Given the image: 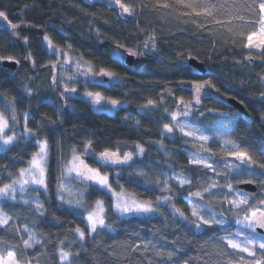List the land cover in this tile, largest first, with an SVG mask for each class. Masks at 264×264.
<instances>
[{
  "label": "trees",
  "instance_id": "trees-1",
  "mask_svg": "<svg viewBox=\"0 0 264 264\" xmlns=\"http://www.w3.org/2000/svg\"><path fill=\"white\" fill-rule=\"evenodd\" d=\"M196 2L121 0L137 13L135 16L123 14L124 18H121L123 9L115 0H91L90 3L88 0H0V11L6 16V19L0 18V63L3 60L17 62L14 71L0 65V111L8 121L14 111L17 128H21L18 123L22 116L23 123L24 116L30 113L26 119L27 128L37 133V139H47L49 145L47 191H33L36 187L27 189L40 201V211L37 212L30 203L19 201H10L2 210L10 221L7 226L9 235H0V241L19 252L24 249V240L30 236L35 238L33 247L26 249L32 254L22 257L24 264H61L60 251L68 252L73 264H105L106 259L114 260L115 264H140L142 256L145 257L144 264H154V259L150 258L159 259L157 252L167 255L160 245L170 248L176 240L191 249L185 257L191 260V264H204L208 256L216 257L212 264L217 260L220 264H229L228 257L220 253L209 235L192 236L180 224H173L171 207L158 209L157 214L149 218L117 220L114 219L111 196L105 198L94 188L86 187L81 211L87 213L96 201L102 200L107 213L106 224L115 229L97 228V233L101 234L93 240V234L86 230L82 212L69 209L57 198L59 185L65 179V165L73 155H81L90 167H98L93 157L105 149L121 154L132 152L135 164L142 163V168L124 166L122 175L118 176L121 166H112L113 170L107 171L111 185L155 204L158 197L166 194L162 191L164 180L179 173L192 180V184L181 190L179 184L169 179V189L175 206L185 211L191 220L184 198L195 197L190 196L188 189L203 192L212 183L213 174H195L207 170L196 169L187 161L193 157L222 162L231 159L230 151H222L215 138L208 141L213 147L204 151L199 143L185 144L186 139L179 135L168 139L161 133L163 125L171 120L178 101L194 97V91L181 89H194L196 83L204 81L210 82L211 87L207 89L210 98L204 99L197 107L204 109V115L209 119L194 112L193 116L201 120L195 126L209 133L221 130L232 142L231 149L235 144L240 151L259 154L264 146V105L259 102L263 92L260 84L264 80V55L244 47L248 33L257 31L259 16L250 7H245L251 5L252 0H216L225 7L217 10L215 17L182 15L185 11H192L183 8V4ZM163 3L169 7L158 6ZM217 20L223 22L217 23ZM45 35L55 48L70 55L75 62L96 70L111 71L115 80L88 86L65 81L68 70L53 68L58 57L49 55ZM145 41L149 42L147 50ZM153 42L155 52L151 47ZM130 51L137 52V55L128 66L119 54L126 55ZM144 51L151 54L142 55ZM29 53L32 54L31 60L27 58ZM190 58L202 63L205 72L191 67L188 64ZM54 78L58 86L53 84ZM64 85L78 90H97L123 104L109 113L95 110L93 104L77 96L62 98L67 95L62 90ZM28 91L32 93L31 98ZM230 98L240 102L246 113L241 114L228 104ZM149 99L154 105L141 111ZM224 113L228 115H222ZM207 125L213 127H205ZM88 141L93 145L91 157L84 155V145ZM161 141L165 143L164 151L158 147ZM138 145L145 150L142 157L136 154ZM36 149L35 141H20L6 153L0 149V187L12 181ZM13 160L15 163H8ZM117 181L121 187L117 186ZM244 182L254 183L256 191L239 189V184ZM227 183L252 196L255 204H259V198L264 196V180L247 175L228 179L225 185L214 191H227ZM200 202L220 211L219 200L215 197ZM77 228L85 233L83 241L76 233ZM149 241L157 248L153 249L149 244L145 249L144 245ZM137 245L140 250L133 252ZM257 258H261L259 251Z\"/></svg>",
  "mask_w": 264,
  "mask_h": 264
},
{
  "label": "snow or ice",
  "instance_id": "snow-or-ice-1",
  "mask_svg": "<svg viewBox=\"0 0 264 264\" xmlns=\"http://www.w3.org/2000/svg\"><path fill=\"white\" fill-rule=\"evenodd\" d=\"M90 3L91 0H88ZM116 4L123 9L121 18L123 14H128L130 16H135L137 13L133 11L129 6L121 3V0H115ZM159 7L168 8L169 4L163 3L159 4ZM183 8H191L192 11H185L182 15L188 16H201L206 17H215L217 15V10L223 9L225 5L218 4L216 0H197L195 4L185 3L182 5ZM246 8H251L252 12L257 13L259 16L260 27L257 31H251L248 33L246 39L247 43L244 44V47L247 49L256 48L260 50V54L264 55V0H252L251 5H245ZM258 9V12H257ZM0 18L6 19L5 13L0 11ZM241 21L243 18H240ZM223 21L217 20V23H222ZM15 28V25H12ZM254 27V25H252ZM44 41L47 43L49 55L56 57H63L66 53L56 50L53 46L52 40L45 35ZM27 43V41H25ZM148 41H145L144 47L145 50L148 48ZM69 47H71L69 45ZM152 51L155 52L156 44L153 42ZM142 55H149L148 51L141 53ZM129 55L136 56L137 52H129ZM28 59L31 60L32 54L29 53ZM11 59V57H9ZM35 64V62L33 61ZM67 63V61H65ZM61 65H53V68L60 67ZM91 72L90 67L81 75H85V80L80 81L75 77H71V80H74L75 83L83 84L88 86L92 83L96 85L102 84V81H96L94 77H90L89 73ZM101 76H107L109 79L114 77V73L111 71L101 70ZM53 84L58 86L57 80L53 79ZM211 87L210 82L204 81L203 83H196L194 89H181L182 91H194V100L192 103L184 104L183 98L179 101V106L182 108L188 109L182 113L186 118L185 120L178 119L180 113H173L171 115V120L169 123L163 125V133L172 134L174 131H179L181 133V138L187 137V140L183 142L185 144L196 145L198 142L199 147L204 151H209L213 145H209V136L204 135L200 127H196V124L201 123L200 119H197L193 116V113H199L200 117L203 119H209L205 116V110L197 107L201 105L202 101L206 98H210V94L207 89ZM63 92L67 95H62V98H72L76 92V87L66 86ZM29 98L32 97V93L28 91ZM85 100H91L94 105H99L104 99L100 92H87L86 96L83 98ZM218 102V101H217ZM264 105V94H262L260 101ZM110 103L113 107L118 104V101L111 99ZM154 105V101L149 99L147 104L141 109L145 111L148 109V106ZM7 110V109H6ZM207 112H212V109H207ZM26 114V119H27ZM59 115V113H58ZM227 116V113L222 114ZM13 123L10 125L9 121L6 120L3 116H0V142L4 148V152L12 151L13 148L20 141H33L35 140L38 144V151L34 153L29 164L30 167L27 169V173L31 174V180H23V184L16 188L17 181H13L12 185L4 184L3 187H0V210H3L5 204H9L10 201H15L18 192H24V185L29 184L36 185L37 187L32 189L33 191H39L41 188L44 189V192L47 191V180H46V168L48 166V140H39L37 139V133L32 132V130L27 128L25 124V129L23 133H16V124H15V113H11ZM262 123H264V118H262ZM13 130V135H8L7 129ZM205 127H213L212 125H207ZM221 139L223 138V133H216ZM19 136V140L17 139ZM168 139H175L172 135H167ZM225 145L231 144V141H224ZM264 144V142H262ZM92 141H88L84 145V155L91 157L92 156ZM161 149L163 145H160ZM232 148L235 149L230 151L229 155L231 159H225L222 162L212 161L209 162L206 159H189L187 163L194 166L196 169H205L207 171L203 173H195L202 176H207L208 172L213 174L212 183L208 184L206 188L202 191L192 192L189 188V194L195 199L184 198L185 202L188 204L191 212L192 219L189 220L185 215V211L175 206L174 198L171 196L169 189V179L175 180L178 182L180 189L183 190L185 185H191L192 180H189L186 177L181 175L172 176L169 179L164 180V188L162 191L166 193L162 197H158L155 204L152 201H143L138 199L136 196H126L123 193L122 187L119 186L117 181V186L121 187V193L118 195L117 191L112 187L107 171L113 170L112 166L120 165L121 169L117 171V175H122L123 167L127 166L128 168L136 167L142 168V163L137 165L133 160V153L126 152L121 154L118 151H110L105 149L104 151L99 152L97 157H93L94 163L98 167H90L84 160L80 159L79 156L74 155V161L76 162L72 168H69L68 171H75L77 178H82L85 182H90L86 184L87 188H94V191L99 195L107 198L110 194L112 198V210L114 213V219L123 220L126 218H140L145 217L149 218L153 215H156L158 209H167L171 207V216L173 217V224H180L182 228H186L192 236L200 235H209L212 242L218 245L220 253L228 257L229 264H264V196L259 198V204H255L254 198L245 194L243 191L235 190L231 183L226 184L227 191H214V189H220L222 185H225V181L228 179H239L241 176L247 175L251 176L257 180H264V146L259 150V154L256 153L249 154L248 151H240L239 148L232 144ZM137 155L143 156L145 150L143 147L137 146ZM132 162V163H130ZM9 164L15 163V161H9ZM102 169L106 170L102 173ZM226 169L227 171H223ZM259 169L260 171H256ZM26 171L22 170L20 175L25 177ZM192 171V169H189ZM235 175H232V173ZM139 174V173H137ZM235 192V195H233ZM205 193L207 195H205ZM43 194V193H41ZM215 197L219 200L220 211L217 212L213 208L209 207L206 204L200 203V201ZM37 208L39 209L41 205L37 201ZM14 206V205H13ZM63 205H61L62 207ZM80 205L78 204L77 207ZM243 213V215H241ZM43 215V213H40ZM107 213L105 212V205L102 200H98L92 211L89 212L87 216L88 225L86 230L90 229L92 239L95 240L97 233V227L101 229H107L109 231H115L110 224H106ZM10 218L8 216H0V235L8 237V228ZM233 228L235 229L233 231ZM27 231V229H25ZM76 233L79 235L80 240L83 241L85 233L81 231L80 228L76 229ZM139 236V233H136ZM175 235V234H174ZM15 239L14 236L11 237ZM29 240H34V237L30 236L28 240H24V249H21L19 252L16 251L15 247L9 248L4 241H0V264H24L22 260L23 256L31 255L26 251L28 248H32L33 244L29 243ZM36 242V241H34ZM151 244L153 249L157 248V245L152 241H149L148 244L144 245V248L147 249L148 245ZM161 248H164L167 255L163 256L160 252H157L159 259H154V264H181L183 261L184 264H191V260H186L188 251H191L190 248L180 243L179 240H176L172 243L169 248L167 245H160ZM229 249L231 251H229ZM140 250V246L137 245L133 249V252ZM257 251H259L260 257L257 258ZM69 253L60 251V261L61 264L68 262V264H73L69 260ZM111 255V253H109ZM202 258L204 253L201 254ZM251 257L252 260H248ZM78 258V257H77ZM144 256L140 257V264H144ZM216 260V257L208 256L204 260V264H212ZM105 264H115L114 260H107ZM131 264V262H130ZM216 264H220L217 260Z\"/></svg>",
  "mask_w": 264,
  "mask_h": 264
},
{
  "label": "rangeland",
  "instance_id": "rangeland-1",
  "mask_svg": "<svg viewBox=\"0 0 264 264\" xmlns=\"http://www.w3.org/2000/svg\"><path fill=\"white\" fill-rule=\"evenodd\" d=\"M259 27H260V24L257 25V28L256 29L258 30ZM55 49L58 50L57 48H55ZM247 50H249V51H255V52H260V50H258L256 48L247 49ZM58 51H60V50H58ZM113 54H115V52ZM119 57L122 60H124L125 53L119 54ZM65 61H67V63H65ZM52 65H61L60 66L61 68L62 67L63 68H67L68 71H67V73H65L64 79H65V81H70L71 83H75L74 80H71L70 79L71 77H75L77 80H80L81 82L84 81L86 77H85V75H81L80 73L86 72L88 70V68L90 67L89 65L80 64V63H77V61L75 62L71 58V56L68 55V54H66L63 57H58L54 61V63ZM90 69H91V72L89 73V76L90 77H94L96 81H102V83H105V82H107L109 80H111V81L112 80H115L114 77L112 79H109L107 76H101L100 75L101 70H96V69H93L92 67H90ZM61 77H63V74H62ZM260 85L263 87V88L262 87L261 88H262V91H263L262 94H264V80L261 82ZM64 88H65V85L63 86V89L62 90H64ZM87 92H93V93H95V92H98V91L97 90H90V89H85V90H78L77 89V92H76V94L74 96H77V97L83 99L86 96V93ZM102 97H104V99L101 101V103L99 105H94L91 100H85V99H83V100L88 101L90 104H93L92 106H94L96 108L95 110H97V109H99V110H105V111H107V113H109L110 111L116 109L118 107V105L121 106V104H123L121 102H118V104L115 107H113L111 105V103H110V100H111L110 98L105 97L103 95H102ZM193 100H194V97L191 98V99H183V103L184 104H189V103H192ZM8 111H9V109H8ZM185 111H188V109L180 107L179 106V101H178L177 108H176V110L174 112V113H180V115L178 116V119H180V120H185L186 119L182 115V113L185 112ZM0 116H3L6 119L4 113L1 112V111H0ZM16 118H15V124H16V130L15 131H16V133H23L24 132V129H25V124H26V116H24L23 123H22L23 116H22L21 121H19V123H18V127H21V128H17V119ZM12 123H13L12 117H10L9 124L11 125ZM202 131H203L204 135L209 136V139L215 138L216 141L219 143L220 147L222 148V151H231L233 149V148L232 149L230 148L231 147L230 144L225 145L224 141L227 140V139H226L223 131H221V130H219V131H211L210 133L209 132H205L204 130H202ZM7 133H8V135H13L14 134L13 133V130L11 129V127L9 129H7ZM216 133H223V138L221 139L219 136L216 135ZM167 135H172V136L179 135V136H181V133L179 131H174V133H172V134H165L164 136H167ZM18 138H19V136H17V139ZM184 139L187 140L188 138L187 137H184ZM39 140H45V139L44 138H40ZM34 141L35 140H33V142ZM198 143H202V142H198ZM161 144L163 145V148L162 149L160 147ZM164 144H165L164 141H161V142L158 143V147L161 149V151H164ZM36 146H37L36 151H38V144H36ZM0 149L4 150V148L2 146V142H0ZM75 156H79L80 159L84 160V158L81 155H76L75 154ZM31 158L28 160V162L26 163V165L24 167H22V168H20V170H18L17 175L12 179V181L9 183V185H12V182L13 181H17L16 188L19 189V187L21 186V184H23V180L24 179H28L29 181L31 180V174L30 173H27V171H26L30 167L29 162H30ZM189 159H196V158L191 157ZM75 163L76 162L74 161V155H73L69 159V161L67 162V164L65 165V169H64L65 179L59 185V189H58L59 192L57 194V198H58V200L61 203H63V205L67 206L69 209L80 212L83 209V205H84V197H85L86 184L87 183H90V182H85V181L82 180V178H77L75 171H68V169L69 168H72ZM22 170H25L26 171L25 177H21V175H20V173H21ZM203 170H205V169H203ZM46 175H47V168H46ZM176 175H181V174H179V173H173L170 177L176 176ZM181 176H183V175H181ZM75 181H77V183H75ZM170 181H172L173 183L178 184V182L175 181V180L170 179ZM24 187H25V191L24 192H18L15 201H19V202H23V203H30V204H32L35 207L36 211L39 212L40 211V208L39 209L37 208V203L36 202L38 201L39 204H40V201L35 196H33V195H31L30 193L27 192V189L28 188L37 187V186L36 185H32L29 182V184L24 185ZM41 189H43V188H41ZM114 189L117 191V194L118 195L121 193V188L120 189L114 188ZM122 190H123V193L126 196H135L134 194H132V193H130V192L124 190V189H122ZM96 202L93 205L92 209L89 210L87 213H83L81 211L82 212L81 214H82V216H83V218L85 220L86 226L88 225L87 216H88L89 212L94 209V207L96 205ZM78 204L80 205L79 207H77ZM187 207H188L189 212H191L188 204H187ZM0 216H6L3 213L2 210H0ZM190 216H191V214H190ZM97 228H100V227L98 226ZM89 233H90V229H89ZM32 237H34V236H32ZM78 237H79V235H78ZM84 239H85V235H84ZM34 240H35V238H34ZM34 240H29V243H32Z\"/></svg>",
  "mask_w": 264,
  "mask_h": 264
},
{
  "label": "water",
  "instance_id": "water-1",
  "mask_svg": "<svg viewBox=\"0 0 264 264\" xmlns=\"http://www.w3.org/2000/svg\"><path fill=\"white\" fill-rule=\"evenodd\" d=\"M132 60H133V56L129 55V53H127L125 55L124 58V62L125 65L131 66L132 65ZM188 64L193 67L194 69H196L198 72H205V67L202 63L197 62L195 59L190 58L188 60ZM0 65L4 68H7L11 71H14L17 67V62L15 60H3L1 61ZM227 103L232 105V107L237 110L239 113L241 114H245V109L242 106V104L240 102H238L236 99L230 98L227 99ZM239 189H242L243 191L246 192H255L256 191V185L254 183L251 182H244L239 184Z\"/></svg>",
  "mask_w": 264,
  "mask_h": 264
}]
</instances>
